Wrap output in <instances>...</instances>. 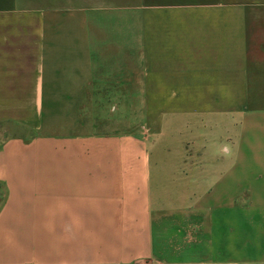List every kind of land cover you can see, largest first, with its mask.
I'll return each instance as SVG.
<instances>
[{"label": "crops", "instance_id": "1", "mask_svg": "<svg viewBox=\"0 0 264 264\" xmlns=\"http://www.w3.org/2000/svg\"><path fill=\"white\" fill-rule=\"evenodd\" d=\"M0 264H264V0H0Z\"/></svg>", "mask_w": 264, "mask_h": 264}, {"label": "rangeland", "instance_id": "2", "mask_svg": "<svg viewBox=\"0 0 264 264\" xmlns=\"http://www.w3.org/2000/svg\"><path fill=\"white\" fill-rule=\"evenodd\" d=\"M155 135H158V136H154L156 138L155 139L156 145L157 144H160V145H158L157 150H152L153 151V157H158V158H169V157H171V151H170L171 144L170 143L173 142V140H174L172 138L173 136L172 135H166V136L163 135V136H161V140L159 141V134H155Z\"/></svg>", "mask_w": 264, "mask_h": 264}]
</instances>
